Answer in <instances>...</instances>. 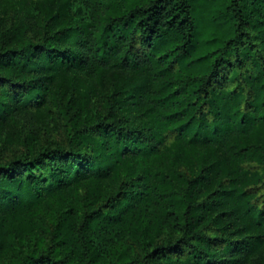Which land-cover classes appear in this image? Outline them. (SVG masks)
I'll list each match as a JSON object with an SVG mask.
<instances>
[{
	"label": "trees",
	"instance_id": "16d2710c",
	"mask_svg": "<svg viewBox=\"0 0 264 264\" xmlns=\"http://www.w3.org/2000/svg\"><path fill=\"white\" fill-rule=\"evenodd\" d=\"M0 264H264V0H0Z\"/></svg>",
	"mask_w": 264,
	"mask_h": 264
},
{
	"label": "rangeland",
	"instance_id": "374dc122",
	"mask_svg": "<svg viewBox=\"0 0 264 264\" xmlns=\"http://www.w3.org/2000/svg\"><path fill=\"white\" fill-rule=\"evenodd\" d=\"M54 137H55L56 139H59V137L57 136V134H54Z\"/></svg>",
	"mask_w": 264,
	"mask_h": 264
}]
</instances>
